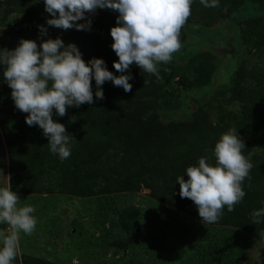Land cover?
Returning a JSON list of instances; mask_svg holds the SVG:
<instances>
[{
  "label": "trees",
  "instance_id": "1",
  "mask_svg": "<svg viewBox=\"0 0 264 264\" xmlns=\"http://www.w3.org/2000/svg\"><path fill=\"white\" fill-rule=\"evenodd\" d=\"M38 1L0 0V49L11 47L1 42L4 26L10 28L11 23L16 27L11 25L14 37L42 41L44 35L38 26H46L47 19L52 17ZM244 1L219 0V7H205L200 0H193L191 15L181 29V43L186 40L184 31L194 26L214 27L230 18ZM250 1L264 9V0ZM15 14L21 19L7 20ZM118 15L113 10L98 8L90 31L60 29L68 40L65 46L75 44L85 62L103 59L109 71L120 75L113 67L118 57L111 48L110 35L111 27L117 26ZM24 24L32 26L21 27ZM242 24L240 44L247 57L238 63L229 87L214 92L205 101L206 112L196 109L188 119L165 122L163 109H158L153 100L174 80L185 90L207 86L216 71L212 55L197 52L182 64L159 68V78L133 64L131 92L106 81L102 85L104 99H96L93 79L92 104L70 107L63 117L53 114V119L64 124L68 135L74 137L70 140L71 155L63 161L50 152L42 129L28 126L27 114L15 108L11 89L3 78L4 66L0 65V128L8 127L9 132L14 129L6 145L11 156V189L23 194L89 198L145 188L161 204L201 221L194 203L180 197L176 178L183 175L187 180L186 168L197 166L201 157L214 165L215 143L222 133L235 129L245 144L243 154L253 165L250 179L243 183L246 195L234 211L225 207L219 221L208 225L235 228L264 245V217L260 218L261 223L253 224L251 216L254 210L264 208V16ZM232 104L238 105L239 111L229 109ZM217 106L216 120L212 122L209 112ZM139 215L136 207L120 214L121 227L130 236L113 242L116 248L127 249L135 243ZM20 264L58 263L24 256Z\"/></svg>",
  "mask_w": 264,
  "mask_h": 264
},
{
  "label": "clouds",
  "instance_id": "2",
  "mask_svg": "<svg viewBox=\"0 0 264 264\" xmlns=\"http://www.w3.org/2000/svg\"><path fill=\"white\" fill-rule=\"evenodd\" d=\"M45 11L51 15L47 25L58 29L91 30V19L99 9L118 12L116 25L111 27L112 50L118 57L113 67L120 75L113 74L100 58L85 62L78 47L65 46L60 38L34 40L21 38L13 50L0 49V65L4 66L3 78L11 89L15 108L26 113L28 126H38L48 139L50 152L61 161L71 155L70 140L65 125L56 122L53 114L61 117L70 107L79 108L92 104L95 81L96 99H104L102 85L111 81L125 92H131L129 83L133 64L142 72L159 78L158 65L169 63L181 47L180 33L191 15L193 0H43ZM205 7H219V0H200ZM84 20V23H77ZM40 34L47 35V28L38 26ZM128 72L127 75L124 73ZM245 144L235 129L221 134L215 143V164L206 157L197 166H188L185 180L176 178L180 197L190 199L204 224H214L223 215L242 202L246 195L245 179L253 167L243 154ZM11 177L6 186L0 187V264H12L16 259L20 233L31 235L37 219L30 205L19 206L20 197L11 189ZM253 224L261 223L264 208L251 213ZM261 235H264L262 233Z\"/></svg>",
  "mask_w": 264,
  "mask_h": 264
},
{
  "label": "rangeland",
  "instance_id": "3",
  "mask_svg": "<svg viewBox=\"0 0 264 264\" xmlns=\"http://www.w3.org/2000/svg\"><path fill=\"white\" fill-rule=\"evenodd\" d=\"M38 2L44 4L43 0ZM86 16L93 21L94 14L86 13ZM260 16H264V9L245 0L239 10L216 26H194L184 31L186 40L181 43V49L173 54L171 62L159 64L158 69L182 64L189 56L203 52L212 55L216 71L210 83L201 89L185 90L176 80L167 84L153 100L158 109H163V121L188 119L196 109L207 111L205 101L214 92L229 87L238 63L247 57L240 44L243 21ZM14 18L21 19V16L11 15L7 20ZM11 25L10 28L4 26L1 37L6 47L11 46L9 50L15 49L20 41V37H14L12 28L15 26ZM45 27L49 32L42 41L60 38L68 43L60 29ZM34 41L38 45L42 42ZM218 109L219 106L213 107L209 112L212 122L216 120ZM229 109L239 111L236 104ZM12 133L14 129L9 132L8 127L0 128V187L7 185L10 176L11 156L6 145ZM16 193L20 197L19 206L34 207L37 224L31 235L20 233L17 257L12 264H20L24 256L58 264H264L263 244L235 228L204 224L161 204L145 188L89 198L23 194L18 189ZM131 207L138 208L140 214L136 241L127 249H118L113 242L130 236L121 227L120 214ZM7 228L0 224V230Z\"/></svg>",
  "mask_w": 264,
  "mask_h": 264
},
{
  "label": "built area",
  "instance_id": "4",
  "mask_svg": "<svg viewBox=\"0 0 264 264\" xmlns=\"http://www.w3.org/2000/svg\"><path fill=\"white\" fill-rule=\"evenodd\" d=\"M11 24H12V23H11ZM12 26H14V25L12 24ZM31 26H32V25H26V24H24V25H22L21 27H23V28H24V27H29V28H30ZM21 27H20V28H21ZM44 27H45V26H44Z\"/></svg>",
  "mask_w": 264,
  "mask_h": 264
}]
</instances>
